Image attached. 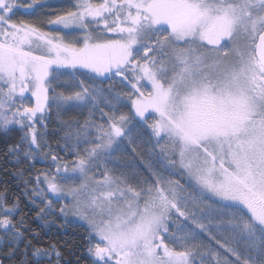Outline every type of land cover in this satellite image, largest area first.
I'll list each match as a JSON object with an SVG mask.
<instances>
[{"label":"snow or ice","instance_id":"1","mask_svg":"<svg viewBox=\"0 0 264 264\" xmlns=\"http://www.w3.org/2000/svg\"><path fill=\"white\" fill-rule=\"evenodd\" d=\"M70 3L0 0V129H20L6 156L34 173L12 171L41 228L83 222L91 264H264V0ZM120 105L155 138L143 172L109 167H128L114 155L133 131ZM72 109L87 115L63 119ZM20 212L0 192V264H60Z\"/></svg>","mask_w":264,"mask_h":264},{"label":"trees","instance_id":"2","mask_svg":"<svg viewBox=\"0 0 264 264\" xmlns=\"http://www.w3.org/2000/svg\"><path fill=\"white\" fill-rule=\"evenodd\" d=\"M22 3H28L29 0H21ZM50 6L54 10L63 9L65 7H70V0H49ZM45 10H38L35 13L25 12L23 9H19L17 11L16 16L13 17L15 20H24V21H35L38 16L42 15V12ZM51 30V29H46ZM98 85L103 88H107L109 83H111L116 89L121 91H128L126 88H122L118 80L113 81H103L98 80L96 82ZM61 91H68V89L61 88ZM101 108L104 109L105 112H110L111 110L106 107L103 103L100 105ZM119 112L117 114H125L130 117V123L127 127L133 128L131 134L121 143L120 150L115 153L116 157H119L120 160L127 164L128 167H119L118 165H109L110 168H115L116 174L120 172H128L135 168L138 171H144V163L149 160V152L151 150L152 145L155 143V138L149 135L148 130L140 123L137 122L135 118H132V110L126 105H120ZM87 115L86 109H72L67 111L63 115V119H79L83 120ZM151 119L149 123H151ZM49 143L54 146V151L59 154V156L63 157L66 162H71L75 159L72 155L66 154L60 148H55L57 141H60V134H51V129L54 127H58L57 125L49 124ZM21 132L17 128H14L11 131L0 130V192L6 191V200L9 205L13 203L14 198L19 197L21 212L17 214L16 217H13L14 220L19 219V215L23 214L28 219V227L40 232L39 240H36L30 233H26L28 239H31L34 244H39L44 248H48L51 244H56L59 251L62 253V258L60 264H76L77 260L79 264H91V258L86 252V242L85 236L88 231L87 226L84 224L73 222L71 219L69 220L68 225L64 228L57 227L56 225L51 226L50 228H41V222L36 220L35 214L38 209L33 208L28 201L24 198L22 194L23 184L18 183L17 178L12 175V171H15L19 168H28L29 171L26 173H32V169L29 167L28 162L26 160H21L19 164L15 162H11L9 157L6 156L7 148L9 144L16 143L20 138ZM62 143V141H61ZM47 151V149H44ZM156 163L157 161L154 159L152 161ZM52 165L50 162H43L41 160H37L34 164V168L39 169H48L51 168ZM170 179L179 181L185 187H188L185 179H182L179 175L170 176ZM190 191L192 189H189ZM52 199L51 196H49ZM39 204L40 201L38 200ZM60 203H65L64 201H60ZM54 204L58 209L59 204L54 200ZM43 207V204H40ZM47 219L55 220L57 224H64V221L61 219L59 215L53 214L49 216ZM215 219L219 220H228L229 217L227 215L221 214L216 216ZM225 234L227 232L225 230ZM215 234V233H214ZM219 239V237H217ZM25 242H21L20 248L23 249ZM240 250L244 251L243 242L240 245ZM20 257L18 256L17 259ZM28 260L30 262L34 261V257L31 254V250L29 251ZM56 257L53 255L50 260H45L42 264H55Z\"/></svg>","mask_w":264,"mask_h":264},{"label":"rangeland","instance_id":"3","mask_svg":"<svg viewBox=\"0 0 264 264\" xmlns=\"http://www.w3.org/2000/svg\"><path fill=\"white\" fill-rule=\"evenodd\" d=\"M238 42L243 45L246 41L245 39L241 36L240 38H238ZM210 63V62H209ZM14 128H17V127H10L7 131H11L13 130ZM18 130H20L19 128H17ZM2 130V129H0ZM65 203H67V201H64ZM71 219V218H70ZM72 220V219H71ZM78 223H81V224H84L83 222H78ZM85 225V224H84ZM86 226V225H85Z\"/></svg>","mask_w":264,"mask_h":264}]
</instances>
